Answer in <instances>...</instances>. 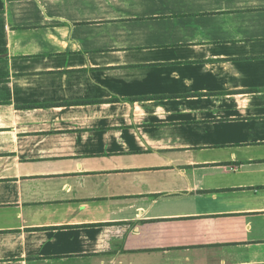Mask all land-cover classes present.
<instances>
[{"label": "crops", "instance_id": "crops-1", "mask_svg": "<svg viewBox=\"0 0 264 264\" xmlns=\"http://www.w3.org/2000/svg\"><path fill=\"white\" fill-rule=\"evenodd\" d=\"M0 264H264V0H0Z\"/></svg>", "mask_w": 264, "mask_h": 264}]
</instances>
